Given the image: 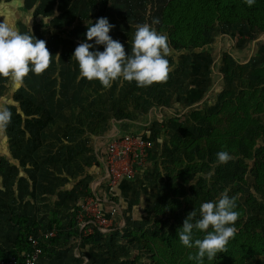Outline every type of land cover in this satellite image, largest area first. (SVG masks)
<instances>
[{"label": "rangeland", "instance_id": "1", "mask_svg": "<svg viewBox=\"0 0 264 264\" xmlns=\"http://www.w3.org/2000/svg\"><path fill=\"white\" fill-rule=\"evenodd\" d=\"M169 1L0 0V23L46 41L52 55L49 67L39 75L30 71L19 89L9 79L0 78V107L6 106L12 113L7 128L0 130L1 224L8 227L2 220L3 211H10V204L16 197L27 199L28 196L32 200V196L37 195L32 204L36 203L40 209L49 199L44 188L27 185L24 175L28 177L30 174L34 179L35 173L43 174L52 162L59 159L63 147L70 144L71 139L62 138L66 132L88 128L85 120L69 116L70 108H78L85 112V116L93 115L99 120L116 118L140 123L138 127L147 129L153 142L151 158L156 157L161 167L155 173V188H146V193L141 191L132 203L127 201V205H123L122 217L108 231L98 232L90 245L82 244L77 237L69 239V243L60 238L58 248L50 256L53 264L157 263L164 256L160 241L164 239L163 224L172 225L174 222L172 216L165 215L169 208L172 209L173 201L178 205L179 201L181 203V209L174 214L179 222L191 211L197 212L194 219H198L200 204L217 199L225 189L230 197L235 196L236 210L243 211L244 221L258 214L264 232V214L260 216L264 212V191L256 188L253 172L257 159H245L247 151L243 146L240 150L242 161L232 157L227 163L220 164L216 161L217 152H209L204 162L194 161L193 157L201 148L193 143L207 136L212 129L208 117L217 114L222 105L227 106L225 113L232 111V103L227 98L230 94L235 97L241 93V89L236 91L240 82L245 83L246 89L251 81L254 88L261 84L258 91L264 89L263 79L252 74V70L264 69V33L247 22L230 26L215 24L206 32L202 46L196 49L176 50L169 46L168 59L172 70L167 81L148 87H137L135 81L116 80L110 88H104L97 80L78 79V64L71 55L85 39L90 20L94 24L97 18L107 17L115 26L109 35L119 40L125 52L130 54L136 25L151 23L157 18L159 24L154 27L158 31L164 7ZM96 48L103 50L102 45ZM236 67H243L247 74L242 76L236 70V76L241 75V78L232 83L226 73ZM248 103L252 122L244 128L242 140L256 137L254 154H257L258 148L264 146L261 132L264 114L257 113L256 102L249 100ZM28 110L32 116L26 118L24 114ZM192 113H197L200 118L190 119ZM148 118L149 126L143 127L141 124ZM38 122L41 127L34 126ZM222 126L213 129L220 131ZM11 158L18 164L14 165ZM25 159L31 161L26 169L24 162L28 160ZM185 163L188 166L180 171L178 165ZM22 172L24 174L20 175ZM42 179L37 176V181L46 186L51 182ZM177 192L181 196H176ZM142 196L147 198L141 201ZM43 212L53 215L49 210ZM52 228L47 226L45 230L51 232ZM146 239L159 250L153 247L150 252ZM190 250L186 248L184 264H190L187 259ZM212 262L205 259L204 264ZM246 264H264V255H258L253 262L247 261Z\"/></svg>", "mask_w": 264, "mask_h": 264}, {"label": "trees", "instance_id": "2", "mask_svg": "<svg viewBox=\"0 0 264 264\" xmlns=\"http://www.w3.org/2000/svg\"><path fill=\"white\" fill-rule=\"evenodd\" d=\"M162 19L163 21L158 31L167 35L169 46H172L176 50L196 49L202 46L206 39V32L215 24H227L230 26L232 24L247 22L252 28L259 30L263 34L264 0H255V3L251 6H248L245 0H170L164 7ZM45 26L48 27L46 24ZM236 70L242 76L244 73L247 74V71L243 67H236L234 70L231 68L230 71L226 73V76L232 83L239 81L241 78V75L236 76ZM252 74L258 76L259 80L263 79L264 82V69L252 70ZM244 85L245 83L240 82L236 86V91L241 89V93L235 97L234 94L228 95L227 99L231 101V107L233 106L232 111L225 113L227 106L222 105L223 108L217 114H211L208 117V121H211L210 124L212 129L207 136L201 137L193 143V145L201 147L193 154V157L194 161L204 162L208 159L209 152L214 153L226 150L232 157L242 161L243 157L241 156L240 150L243 146L247 151V157L245 159H257L253 168L256 178L255 186L257 189L264 191V146H260L256 152L257 154H254V150L257 149L255 148L256 137L242 140V134L245 132L244 128H247V125L252 122V116L249 112L250 104L248 101L253 100L256 102L258 107L257 113L259 115L264 114V89H262V92L258 91L261 90L259 89L261 84L257 85L258 88H254L252 81L248 82L247 89L244 88ZM29 112V110L25 112L24 115L26 118L30 115L32 116ZM69 112L71 118H78L81 121L82 119L85 120L88 124L87 129L92 134L100 128L101 123H107L104 118L99 120L93 115H91V117L85 116V112H82L78 108H76V110L70 108ZM190 117V119L200 118L197 113H192ZM96 120H98V122ZM82 125H84V123H82ZM221 125L223 126L220 131L213 129L214 126ZM34 126L41 127V124L38 122L35 123ZM261 129L264 139V119ZM68 133L69 132H66V135ZM186 166H188L186 163L178 165V169L181 171V169ZM185 183L187 182L185 181ZM176 194V196L180 195L179 192ZM180 207V201L179 205L173 201L172 209L169 208L167 213H165L167 216H172L174 222L172 225L163 224L164 239L160 241L161 251H163L165 257L162 256L161 260L157 263L153 260V262H155L154 264H184L186 248L180 243L176 235L183 221L179 222L177 218H174L175 212L180 210ZM78 209L79 206H76L75 211L71 214L69 232L63 233L60 224L55 223L53 226L54 229L52 228L55 231V236L40 241V246L42 248L41 258L45 256L47 252L45 247L48 248L56 245L62 235H66L68 238H80L84 245H90V243L93 242L95 235L98 234L96 230L92 235L87 237L81 236L79 233L76 222V213ZM239 210L241 209H238V211ZM263 214L264 212L261 213L260 216ZM257 215L258 214L244 221L243 211L239 214L235 236L229 240L226 245V250L218 253L217 257L212 260V264H246L247 261L253 262L256 256L264 255V232L261 228L262 220L260 219L259 221V216L257 217ZM8 221L12 228L15 229L16 237L10 254L3 260H7L11 257L20 258L23 254L29 252L30 246L28 237H37L42 231L34 220L25 216L12 215ZM194 236L195 238H202L203 233L195 231ZM146 241V247L149 248L150 252L153 247L157 251L159 250V248L156 245L153 246L149 240L146 239ZM195 251L194 249H192V251L190 250L191 253H195ZM0 261L2 260L0 259ZM190 264H194V262L190 261Z\"/></svg>", "mask_w": 264, "mask_h": 264}, {"label": "clouds", "instance_id": "3", "mask_svg": "<svg viewBox=\"0 0 264 264\" xmlns=\"http://www.w3.org/2000/svg\"><path fill=\"white\" fill-rule=\"evenodd\" d=\"M245 3L251 6L255 0H245ZM156 24L159 20L153 18L151 23L136 25L129 54L119 40L109 35L115 26L109 23L107 17L97 18L94 24L90 20L84 33L85 39L71 55L78 64V79L97 80L104 88H110L116 80L135 81L136 86L141 88L167 81L172 70L168 59L170 47L167 35L157 31ZM98 45L103 46L102 51L96 48ZM51 57L46 41L0 23V78L9 79L19 89L30 71L36 75L44 72L50 65ZM56 57L60 59L59 54ZM11 116L8 107H0V130L7 128ZM230 159L232 156L226 150L216 153V161L220 164ZM236 207L235 196L230 197L225 189L217 199L200 204L198 219H194L196 211L188 213L176 235L183 246L196 249L195 253L188 254L189 261L204 264L205 259L212 261L218 253L226 250V245L237 231L235 222L239 212ZM195 231L203 233V237L195 238Z\"/></svg>", "mask_w": 264, "mask_h": 264}, {"label": "crops", "instance_id": "4", "mask_svg": "<svg viewBox=\"0 0 264 264\" xmlns=\"http://www.w3.org/2000/svg\"><path fill=\"white\" fill-rule=\"evenodd\" d=\"M106 121V124L101 123L100 128L94 134L88 129H82L69 132L66 136H63L62 138L65 139L66 137V140L71 139L70 144L63 147L64 150L61 152L59 159L56 162H52L48 167L50 170L47 168L41 175H39V172L38 174L35 173L34 179H32V175L28 174L30 173L29 170L28 173L25 172L28 174V177H26V174L24 175V178L27 180V182L25 180L24 182H26L27 185L32 184V186H36L35 188H44L46 191L43 192H48L47 198L49 199L43 203L44 207L40 209L36 206V203L32 204V201L34 202L38 197L37 195L32 196V200L31 197L29 198L28 196L27 199L16 197V200H13L14 202L16 201V204L13 203V201L11 202L10 211L4 209L2 220L8 227L5 228L0 221L1 260L7 258L14 246L16 233L15 229L12 228L8 221L12 215L25 216L34 220L42 230L41 233L48 232L45 230V227L50 226L52 228L55 223H59L61 231L65 233L70 230L69 221L76 206H79L85 199L93 197L104 202L106 214L109 210H116V216L113 219V224H115V221H118L119 218L122 217L123 205H127V201L132 203L134 199H138L137 194L139 195L141 191L146 193V188L150 190L152 187L155 188L154 186L157 183L155 173L159 171L161 167L160 163L155 159L156 157L151 158L153 150L145 162L137 168L133 180L120 181L112 188L108 185L105 166V155L108 143L113 138L126 133L139 135L151 141L152 139L149 138L150 133L147 129L138 127L140 123L137 124L131 121L118 120L116 118L106 119ZM149 122L150 119L148 118V120L141 125L143 127H148ZM66 140L64 141L66 142ZM58 147L60 148V145ZM26 160L28 159H25V161ZM11 161H14V165L18 164V162L13 159ZM28 162L29 160L24 162L25 169L31 163V161ZM156 165L159 166L157 167ZM23 174L24 172L20 175ZM37 176L43 178L42 181L44 179H49L51 182L46 186L43 182L37 181ZM34 182L37 183L34 184ZM150 190L148 192H150ZM15 193L14 195L16 196ZM146 198V196H142L140 200L142 201ZM137 206L134 207V209H136ZM33 209L40 211L39 213L41 214L32 213ZM44 210H49L53 215L50 216L49 213L46 215V213L43 212ZM50 217L53 219L51 220ZM60 238L61 240L65 238L68 240V243L69 239L70 241L74 239L72 237L68 238L66 235H62ZM60 242L59 240L56 245L48 248L45 247L47 252L45 256H42L39 260V264H53V260L50 256L58 248Z\"/></svg>", "mask_w": 264, "mask_h": 264}, {"label": "built area", "instance_id": "5", "mask_svg": "<svg viewBox=\"0 0 264 264\" xmlns=\"http://www.w3.org/2000/svg\"><path fill=\"white\" fill-rule=\"evenodd\" d=\"M153 148L151 140L134 134H122L113 138L107 145L105 166L108 185L112 188L120 181H131L137 168L150 156ZM116 210L106 214L104 202L98 198L85 199L76 213V222L81 236L87 237L97 232L108 231L113 224ZM55 236L54 232L40 233L39 236L28 237L30 251L20 258L11 257L0 261V264H39L42 255L40 241Z\"/></svg>", "mask_w": 264, "mask_h": 264}]
</instances>
